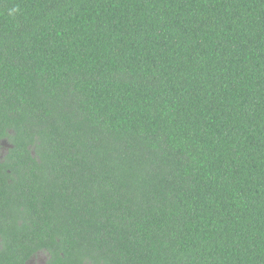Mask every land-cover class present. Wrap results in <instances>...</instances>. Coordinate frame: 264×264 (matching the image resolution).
Masks as SVG:
<instances>
[{"label": "trees", "instance_id": "obj_1", "mask_svg": "<svg viewBox=\"0 0 264 264\" xmlns=\"http://www.w3.org/2000/svg\"><path fill=\"white\" fill-rule=\"evenodd\" d=\"M264 264V0H0V264Z\"/></svg>", "mask_w": 264, "mask_h": 264}, {"label": "flooded vegetation", "instance_id": "obj_2", "mask_svg": "<svg viewBox=\"0 0 264 264\" xmlns=\"http://www.w3.org/2000/svg\"><path fill=\"white\" fill-rule=\"evenodd\" d=\"M42 255L44 254L39 253L38 256L33 257L27 264H46V259H43Z\"/></svg>", "mask_w": 264, "mask_h": 264}, {"label": "rangeland", "instance_id": "obj_3", "mask_svg": "<svg viewBox=\"0 0 264 264\" xmlns=\"http://www.w3.org/2000/svg\"><path fill=\"white\" fill-rule=\"evenodd\" d=\"M42 258H43V259H46V256H45V255H42ZM42 261H43V260H42Z\"/></svg>", "mask_w": 264, "mask_h": 264}]
</instances>
